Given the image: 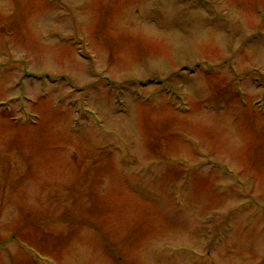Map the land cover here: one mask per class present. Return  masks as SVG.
I'll return each mask as SVG.
<instances>
[{
    "label": "rangeland",
    "instance_id": "obj_1",
    "mask_svg": "<svg viewBox=\"0 0 264 264\" xmlns=\"http://www.w3.org/2000/svg\"><path fill=\"white\" fill-rule=\"evenodd\" d=\"M0 264H264V0H0Z\"/></svg>",
    "mask_w": 264,
    "mask_h": 264
}]
</instances>
